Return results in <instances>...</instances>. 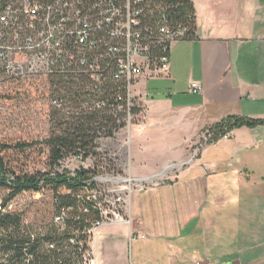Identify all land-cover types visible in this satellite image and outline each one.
I'll use <instances>...</instances> for the list:
<instances>
[{"label":"crops","instance_id":"1","mask_svg":"<svg viewBox=\"0 0 264 264\" xmlns=\"http://www.w3.org/2000/svg\"><path fill=\"white\" fill-rule=\"evenodd\" d=\"M192 2L195 7L194 0ZM237 2L230 7L231 10L220 11L219 6L207 0L200 22L195 9L196 35L173 46L168 74L142 78L136 86V95L144 110L139 107L141 114H135L136 118L139 115L137 122L130 124V160L133 155V129L141 134L148 131L150 135L162 129L166 139L177 137L182 140L179 146H175L174 142H170L169 146L187 154V147L196 144L204 130L223 118L237 115L264 119V5L258 6L254 0ZM156 80L161 82H154ZM194 82L201 85L199 92L192 91ZM156 94L161 95L159 99L154 98ZM176 125L181 128L179 134H176ZM173 130V133H168ZM146 142L149 145L153 141L149 138ZM224 142L232 143L226 151L225 148L217 150ZM211 144L216 147L217 155L210 159L208 154L214 149L207 148L200 159L201 165H190L182 177L172 179L167 170L166 177L156 174L165 170L139 177L126 166L130 174L119 183L139 186L130 198V215L103 222L95 232V228L92 230L93 236L108 225L109 231L118 233L117 238L136 242L137 264H197L202 261L225 264L221 256L217 258L208 249L207 227L210 225L213 228L215 224L214 227L217 225L224 232L233 231L236 235L239 220L234 219V225L229 230L221 226L227 221L219 215L217 208L211 209V216H205L210 204L217 207L228 202L222 191L213 198L207 191L213 185L223 190L227 184L240 190H264V124L235 128ZM162 166L169 168V161ZM221 166L233 167L231 181L223 183L222 178L220 183L217 180L208 183L210 173L218 172ZM188 194L198 197L191 199ZM239 209L237 207L236 212ZM235 235L229 238L234 239ZM112 239L115 241L116 237ZM119 247L117 242H108L106 253L97 261L91 246L92 259L95 264H102L103 261L105 264L117 263L119 255H122ZM256 249L259 251L255 254L241 256ZM150 256L155 261H150ZM223 256L228 259L226 264L235 261L239 264H264V241L255 244L254 248L239 247Z\"/></svg>","mask_w":264,"mask_h":264},{"label":"built area","instance_id":"2","mask_svg":"<svg viewBox=\"0 0 264 264\" xmlns=\"http://www.w3.org/2000/svg\"><path fill=\"white\" fill-rule=\"evenodd\" d=\"M190 2L0 0V81L30 78L46 92L84 91L94 111L132 123L140 106L136 86L167 75L173 46L190 39L184 13ZM200 90L192 83L193 92ZM52 102L60 109L70 105L66 94ZM63 220L64 214L56 216Z\"/></svg>","mask_w":264,"mask_h":264},{"label":"rangeland","instance_id":"3","mask_svg":"<svg viewBox=\"0 0 264 264\" xmlns=\"http://www.w3.org/2000/svg\"><path fill=\"white\" fill-rule=\"evenodd\" d=\"M208 1L219 6L220 11L231 10L235 4H238V0ZM194 2L198 14L197 20L200 22V20H203V10L207 0H194ZM254 2L258 6L264 5V0H254ZM154 82L160 83L161 80ZM40 84V81L31 80L30 78H23L14 83H3V81H0V143L14 145L18 141L32 142L43 140L49 136L52 127V114L56 109H59L52 102V97L57 93L44 91L42 89L43 85ZM160 96V94H156L154 98L159 99ZM79 110L69 108L67 113H62L68 115L70 112ZM141 110L143 111L144 109L141 107ZM136 116L133 119L134 122H137L138 117L136 118ZM130 124L125 122L122 128L115 131L114 138H108L104 136L105 134H101L97 141L98 154L96 156L83 160L75 155H69L61 161L59 167L55 168V171L58 172H62L64 169L74 172L76 169L84 167L97 173L95 176L97 188L93 190L87 188L86 190L98 196V205L103 207L107 222L112 221L116 217L128 218L130 215L128 211L130 198L139 186L133 183H119L120 180L130 174L126 170V166H129V170L135 176L146 177L155 171L165 170L156 174L166 177L167 170L168 176L174 179L184 176L187 167L190 165H201L200 159L207 148L214 149L208 154L210 159L217 155L216 147L210 143V139L213 136V132L209 129L210 127L204 130L202 138L196 144L187 147V154L183 150L182 152L173 148L174 146H169L170 142H174L175 146H179L182 140L177 137L166 139L165 132L162 129H158L153 135H150L148 131L141 134L137 129H133V155L130 160L128 150ZM179 127V125L175 126L176 134L181 131ZM173 132L174 130L168 131V133ZM149 138L153 142L148 145L146 139ZM140 143L145 145V147H141ZM231 143L224 142L217 150L222 151L225 148L226 151ZM2 154L6 155L9 165L18 173H51L52 171L49 166V149L43 144H37L34 148L28 149L24 153L10 149ZM180 158L181 160H179ZM166 161H169V168L162 166ZM177 163L181 165H176ZM232 170L233 167L230 168L229 166L225 168L221 166L220 169L218 167V172L210 173V182L208 180V183L216 182V180L220 183L219 180H222V178L223 183H229L231 178H233ZM167 183L171 182L168 181ZM219 191L226 195L228 202L223 206L218 205L217 207L210 204L205 211V216H211V209L217 208L219 215L225 217L227 221V224L223 223L221 226L227 227L229 230L234 225L233 220H239V228L236 235L233 231L226 230L224 232V229L217 227V225L214 227L215 224L213 228L210 225L207 227L208 249L213 251L217 258L221 256V259L226 264L228 259L223 256L224 254H228V252L230 253L239 247L253 246L254 248L255 244L264 241V190L259 188L254 190L243 188L240 190L238 187L234 188L231 184H227L223 190L222 188L219 190L215 185L210 186L207 192L213 198ZM59 193L66 194L68 190L60 188ZM202 194L204 197V191ZM7 195V190L0 189V205L4 202ZM187 197L196 199L198 196L188 194ZM55 203V192L49 187H45L38 192H22L9 203L8 209L11 212L20 214L25 225L32 231L40 232L46 230L52 222H55L58 215ZM237 207L238 209L240 208L239 213L236 212ZM108 227V225H105L96 236L91 238L90 245L93 248L95 259L99 261L103 258V254L107 251L108 242L111 241L113 244L119 243L122 253V255H119L117 263L114 264H137L136 242H129L126 238H117L118 233L109 231L110 228ZM96 229L97 227H95L94 232ZM233 235H235L234 239L229 238V236L232 237ZM111 237H116V240L114 241ZM219 242L220 245H218ZM257 251L259 249L248 251L249 253L245 252L241 256L255 254ZM150 261H155L152 256H150ZM88 264H95V260L91 259ZM102 264H105V262L103 261Z\"/></svg>","mask_w":264,"mask_h":264},{"label":"trees","instance_id":"4","mask_svg":"<svg viewBox=\"0 0 264 264\" xmlns=\"http://www.w3.org/2000/svg\"><path fill=\"white\" fill-rule=\"evenodd\" d=\"M184 13L187 23L191 22V39L196 35L193 2L185 5ZM60 86L65 84L60 82ZM51 93H57L52 99L66 94L70 105L61 109L57 107L60 110L53 112L52 127L47 138L32 142L18 141L14 145L0 143V189L8 191L0 205V264H88L93 258L90 246L92 230L97 221L106 220L98 205V196L86 190L97 188V173L84 167L74 172L68 169L58 172L55 168L69 155L83 160L96 156L100 135L114 137L115 131L125 123H117L115 116L106 111H94L86 104L88 96L84 91ZM69 108L80 110L68 115L62 113H67ZM135 111L139 109L135 108ZM259 124H264V119L230 115L209 128L213 132L210 143L217 142L235 128ZM37 144L49 149L51 173H18L9 165L6 155L2 154L10 149L24 153ZM45 187L55 192L56 211L58 215L64 214V220L58 223L55 219L46 230L34 232L25 225L20 214L8 209V205L22 192H38ZM60 188L67 189L68 193H59Z\"/></svg>","mask_w":264,"mask_h":264},{"label":"water","instance_id":"5","mask_svg":"<svg viewBox=\"0 0 264 264\" xmlns=\"http://www.w3.org/2000/svg\"><path fill=\"white\" fill-rule=\"evenodd\" d=\"M231 264H239V261H235V262H233V263H231Z\"/></svg>","mask_w":264,"mask_h":264}]
</instances>
